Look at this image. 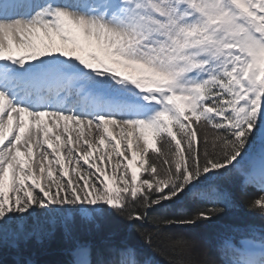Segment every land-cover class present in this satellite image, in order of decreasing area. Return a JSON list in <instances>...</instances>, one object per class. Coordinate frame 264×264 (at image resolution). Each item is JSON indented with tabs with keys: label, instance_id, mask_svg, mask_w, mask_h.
Listing matches in <instances>:
<instances>
[{
	"label": "snow or ice",
	"instance_id": "snow-or-ice-1",
	"mask_svg": "<svg viewBox=\"0 0 264 264\" xmlns=\"http://www.w3.org/2000/svg\"><path fill=\"white\" fill-rule=\"evenodd\" d=\"M233 179L264 221V0H0V249L59 231L64 264H264V223L200 257ZM112 213L138 242L79 234Z\"/></svg>",
	"mask_w": 264,
	"mask_h": 264
},
{
	"label": "trees",
	"instance_id": "trees-1",
	"mask_svg": "<svg viewBox=\"0 0 264 264\" xmlns=\"http://www.w3.org/2000/svg\"><path fill=\"white\" fill-rule=\"evenodd\" d=\"M258 146L259 142L252 149L254 153ZM226 186L232 193L236 207L228 211L224 217L204 222L195 229L200 238L199 254L201 258L216 259L217 237L222 233L225 225H255L258 227L264 223L259 217L258 210L249 211L250 201L258 195L255 189L242 188L239 179H233ZM172 231L180 230L173 229ZM57 232L51 239L45 238L42 242H37L36 239L30 240L27 246H22L20 253L7 247L1 249L0 264H14L18 257L21 259L30 258L37 264H64L69 259L66 251L68 244L61 233ZM79 234L82 237L93 238L97 242L108 235H112L116 239L127 238L133 242L140 240L135 231V226H130L122 216L116 213H112L106 220L102 221L99 230L89 233L86 229H81ZM163 246L161 245V247ZM156 259L159 260L160 264H168L169 260H174L176 257L171 253L160 252Z\"/></svg>",
	"mask_w": 264,
	"mask_h": 264
},
{
	"label": "rangeland",
	"instance_id": "rangeland-1",
	"mask_svg": "<svg viewBox=\"0 0 264 264\" xmlns=\"http://www.w3.org/2000/svg\"><path fill=\"white\" fill-rule=\"evenodd\" d=\"M116 134H118V130H117V133ZM258 150H259V148H257V152H258ZM101 151H106L105 149H101ZM94 155H96V154H94ZM113 160H114V158H113ZM196 232V231H195ZM58 233V232H57ZM47 239H51V237L50 238H47ZM34 240V239H33ZM1 250V249H0Z\"/></svg>",
	"mask_w": 264,
	"mask_h": 264
},
{
	"label": "bare ground",
	"instance_id": "bare-ground-1",
	"mask_svg": "<svg viewBox=\"0 0 264 264\" xmlns=\"http://www.w3.org/2000/svg\"><path fill=\"white\" fill-rule=\"evenodd\" d=\"M74 134V133H73Z\"/></svg>",
	"mask_w": 264,
	"mask_h": 264
}]
</instances>
